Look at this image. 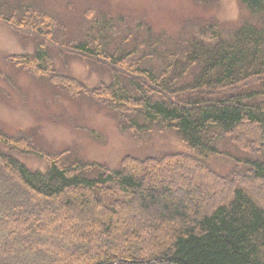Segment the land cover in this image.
Returning a JSON list of instances; mask_svg holds the SVG:
<instances>
[{
	"label": "trees",
	"instance_id": "16d2710c",
	"mask_svg": "<svg viewBox=\"0 0 264 264\" xmlns=\"http://www.w3.org/2000/svg\"><path fill=\"white\" fill-rule=\"evenodd\" d=\"M194 1L211 8L218 0ZM238 3L248 18H193L172 34L98 3L70 23L34 0H0V23L34 44L6 55L9 65L101 106L124 135L173 129L189 150L125 155L110 167L77 146L52 152L32 132L0 128V264H264V198L254 186L264 183V0ZM51 51L100 65L108 81L87 85L58 69ZM0 78L10 82L1 69ZM224 142L256 157L219 173L208 158ZM167 165L200 171L224 193L203 208L189 183L182 196L164 180L147 186L144 173ZM62 207L78 224L70 234L52 217ZM135 213L149 222L119 231ZM97 237L106 245L95 246Z\"/></svg>",
	"mask_w": 264,
	"mask_h": 264
},
{
	"label": "rangeland",
	"instance_id": "374dc122",
	"mask_svg": "<svg viewBox=\"0 0 264 264\" xmlns=\"http://www.w3.org/2000/svg\"><path fill=\"white\" fill-rule=\"evenodd\" d=\"M51 13L61 16L70 23L79 20L81 12L89 4L98 3L103 9L116 14H127L145 18L155 30H165L174 34L185 21L200 18L209 21L216 18L220 21H241L248 18L238 0H218L214 7L208 8L194 0H34ZM71 27V25H70ZM69 27V29H70ZM73 33V30H69ZM34 49L31 37L20 36L14 29L0 23V69L10 82L0 78V128L9 134L34 133L41 145L49 151H60L70 146L80 148L82 155L89 159L104 162L110 167L119 164L125 155L158 156L171 151H189L173 129L155 132L141 139L122 134L113 115L101 106L85 98H72L53 88L47 81L34 77L24 71L13 68L5 60L11 53L32 52ZM55 66L63 72L82 80L92 86L100 80L108 81V71L96 63L83 60L75 55L66 54L61 58L51 51ZM98 132L104 139L96 141L87 133ZM255 136L256 128L248 129ZM90 132V131H89ZM29 167L43 169L45 163L31 156L17 155ZM241 157H256L240 151L230 142H224L219 152L208 158L211 167L219 173L227 172ZM188 166H186L187 168ZM192 172V173H191ZM144 180L149 187H155L154 181L164 180L173 187L175 195L182 196L188 191V184L197 195L203 208L209 200L224 193L223 188H212L202 172L188 167V171L175 169L171 165L156 167L144 173ZM209 186L210 193H206ZM255 188L264 198V183L255 182ZM55 227H63L68 234L74 226V215L62 207L61 214H52ZM84 215V214H83ZM89 222L90 216L84 215ZM134 221L145 226L148 218L140 214L127 215L118 222V230L129 232ZM105 244L101 237L95 239V246Z\"/></svg>",
	"mask_w": 264,
	"mask_h": 264
},
{
	"label": "bare ground",
	"instance_id": "6f19581e",
	"mask_svg": "<svg viewBox=\"0 0 264 264\" xmlns=\"http://www.w3.org/2000/svg\"><path fill=\"white\" fill-rule=\"evenodd\" d=\"M155 181H157V179H156ZM155 181H154V182H155Z\"/></svg>",
	"mask_w": 264,
	"mask_h": 264
}]
</instances>
